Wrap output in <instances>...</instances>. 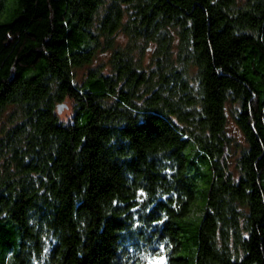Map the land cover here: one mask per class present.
Instances as JSON below:
<instances>
[{"label": "trees", "instance_id": "1", "mask_svg": "<svg viewBox=\"0 0 264 264\" xmlns=\"http://www.w3.org/2000/svg\"><path fill=\"white\" fill-rule=\"evenodd\" d=\"M0 264H264V0H0Z\"/></svg>", "mask_w": 264, "mask_h": 264}, {"label": "rangeland", "instance_id": "2", "mask_svg": "<svg viewBox=\"0 0 264 264\" xmlns=\"http://www.w3.org/2000/svg\"><path fill=\"white\" fill-rule=\"evenodd\" d=\"M119 41L122 43V44H125L126 43V38L124 37V36H121L120 38H119ZM71 114V112H70V110H67L65 113H64V115H63V117H67V116H69ZM234 129V126H232L231 128H230V131L231 130H233ZM235 131H233V133H234V135H236L237 136V140H242V136L236 131V129H234ZM233 159V158H232Z\"/></svg>", "mask_w": 264, "mask_h": 264}]
</instances>
